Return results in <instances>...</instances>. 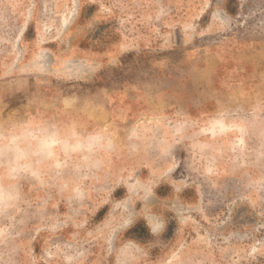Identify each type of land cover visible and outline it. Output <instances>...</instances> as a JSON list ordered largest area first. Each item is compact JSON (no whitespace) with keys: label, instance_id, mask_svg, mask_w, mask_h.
Wrapping results in <instances>:
<instances>
[{"label":"rangeland","instance_id":"rangeland-1","mask_svg":"<svg viewBox=\"0 0 264 264\" xmlns=\"http://www.w3.org/2000/svg\"><path fill=\"white\" fill-rule=\"evenodd\" d=\"M0 264H264V0H0Z\"/></svg>","mask_w":264,"mask_h":264}]
</instances>
